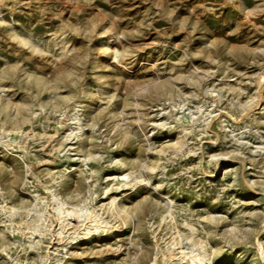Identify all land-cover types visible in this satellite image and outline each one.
<instances>
[{
  "label": "rangeland",
  "instance_id": "obj_1",
  "mask_svg": "<svg viewBox=\"0 0 264 264\" xmlns=\"http://www.w3.org/2000/svg\"><path fill=\"white\" fill-rule=\"evenodd\" d=\"M195 254L264 264V0H0V264Z\"/></svg>",
  "mask_w": 264,
  "mask_h": 264
},
{
  "label": "bare ground",
  "instance_id": "obj_2",
  "mask_svg": "<svg viewBox=\"0 0 264 264\" xmlns=\"http://www.w3.org/2000/svg\"><path fill=\"white\" fill-rule=\"evenodd\" d=\"M126 43V42H125ZM132 95V94H131ZM133 98V97H132ZM177 100V99H176ZM134 101V100H133ZM137 114V113H136ZM137 116V115H136ZM137 118V117H136ZM70 213V212H69ZM68 213V214H69ZM77 214V213H76ZM72 216V215H71ZM195 258H196V260L201 264L202 262H203V257L202 256H198V255H196L195 254ZM194 258V259H195Z\"/></svg>",
  "mask_w": 264,
  "mask_h": 264
}]
</instances>
